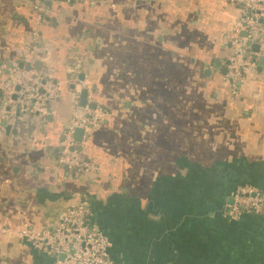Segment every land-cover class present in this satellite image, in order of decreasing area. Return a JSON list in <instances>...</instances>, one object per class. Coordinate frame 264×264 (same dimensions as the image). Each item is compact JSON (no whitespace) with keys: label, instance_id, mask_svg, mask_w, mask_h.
Listing matches in <instances>:
<instances>
[{"label":"crops","instance_id":"obj_1","mask_svg":"<svg viewBox=\"0 0 264 264\" xmlns=\"http://www.w3.org/2000/svg\"><path fill=\"white\" fill-rule=\"evenodd\" d=\"M29 2L0 0V98L14 63L61 90L43 117L0 116V226L52 228L83 202L117 264H264V212L226 213L236 187L264 190V49L225 79L241 1L49 0L41 23ZM75 89L100 114L79 173L56 161ZM0 264L52 258L6 233Z\"/></svg>","mask_w":264,"mask_h":264},{"label":"built area","instance_id":"obj_2","mask_svg":"<svg viewBox=\"0 0 264 264\" xmlns=\"http://www.w3.org/2000/svg\"><path fill=\"white\" fill-rule=\"evenodd\" d=\"M49 0H30L37 23L44 22L51 14ZM70 1V0H67ZM242 15L232 31L222 42L229 44L231 53L227 58L225 79L234 90L236 84L248 78L254 71L258 52L251 49H264V0H240ZM245 31L246 35H240ZM38 32L32 37L33 50ZM32 50V51H33ZM28 66V67H27ZM79 66V60H77ZM77 84L86 85L85 78L75 77ZM60 83L44 71L29 65L14 63L4 82L0 98V116L5 121L15 122L26 115L45 116L50 102L60 93ZM91 96H86L85 104L80 105V94L72 91V117L63 127L56 161L68 170L79 173L96 167L84 154L89 129L100 121V114L91 107ZM82 130L79 139L75 130ZM226 213L231 219H239L247 213L264 212V190L250 185L236 187L226 204ZM90 208L86 203H70L52 228L36 230L24 225L18 229L0 226V234L11 233L17 240L52 258V264H117L109 256L110 243L105 234L90 219Z\"/></svg>","mask_w":264,"mask_h":264},{"label":"water","instance_id":"obj_3","mask_svg":"<svg viewBox=\"0 0 264 264\" xmlns=\"http://www.w3.org/2000/svg\"><path fill=\"white\" fill-rule=\"evenodd\" d=\"M242 35H246V32L243 31ZM254 47H257L256 45H254ZM261 61L263 60V58L260 59ZM28 67V66H27ZM85 98H86V90L82 89L80 92V105L83 106L85 104ZM95 105L92 104V107H94ZM81 132L82 130L80 128H77L75 130V138L79 139L81 136Z\"/></svg>","mask_w":264,"mask_h":264},{"label":"trees","instance_id":"obj_4","mask_svg":"<svg viewBox=\"0 0 264 264\" xmlns=\"http://www.w3.org/2000/svg\"><path fill=\"white\" fill-rule=\"evenodd\" d=\"M71 172H73V173H75V171L74 170H70Z\"/></svg>","mask_w":264,"mask_h":264}]
</instances>
